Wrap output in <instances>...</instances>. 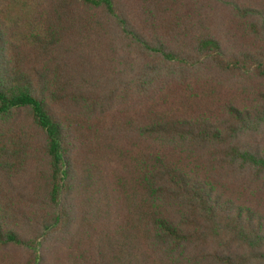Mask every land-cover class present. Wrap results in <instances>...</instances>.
Here are the masks:
<instances>
[{
	"label": "trees",
	"instance_id": "1",
	"mask_svg": "<svg viewBox=\"0 0 264 264\" xmlns=\"http://www.w3.org/2000/svg\"><path fill=\"white\" fill-rule=\"evenodd\" d=\"M0 264H264V0H0Z\"/></svg>",
	"mask_w": 264,
	"mask_h": 264
}]
</instances>
